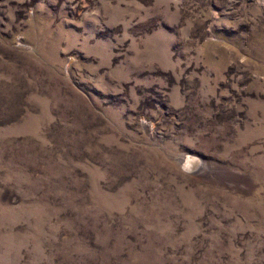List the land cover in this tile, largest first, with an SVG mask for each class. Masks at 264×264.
I'll list each match as a JSON object with an SVG mask.
<instances>
[{
  "label": "rangeland",
  "instance_id": "374dc122",
  "mask_svg": "<svg viewBox=\"0 0 264 264\" xmlns=\"http://www.w3.org/2000/svg\"><path fill=\"white\" fill-rule=\"evenodd\" d=\"M0 264H264V0H0Z\"/></svg>",
  "mask_w": 264,
  "mask_h": 264
}]
</instances>
